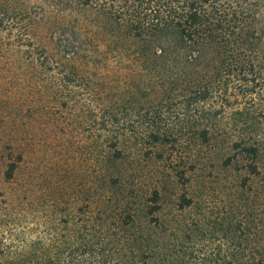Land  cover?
Listing matches in <instances>:
<instances>
[{"label": "rangeland", "instance_id": "rangeland-1", "mask_svg": "<svg viewBox=\"0 0 264 264\" xmlns=\"http://www.w3.org/2000/svg\"><path fill=\"white\" fill-rule=\"evenodd\" d=\"M47 9L61 16L58 3ZM30 31V0H0V264L255 258L264 65L255 79L233 69L243 55L236 34L206 48L201 64L182 55L147 80L129 78L137 68L89 69L90 84L87 71L69 82L45 59L61 25L37 27L35 46Z\"/></svg>", "mask_w": 264, "mask_h": 264}, {"label": "trees", "instance_id": "trees-1", "mask_svg": "<svg viewBox=\"0 0 264 264\" xmlns=\"http://www.w3.org/2000/svg\"><path fill=\"white\" fill-rule=\"evenodd\" d=\"M47 2L58 3L59 18L49 13ZM57 23L64 32L51 37V51L45 45L42 48L44 53L48 51L45 59L66 69L69 82L85 77L87 71L91 84L96 74L89 69L120 66L137 68L128 73L130 79L147 80L152 76L146 72L170 59L177 62L182 55L180 60L185 63L201 64L206 48L229 33L236 34L243 50L242 57L233 61L234 70L247 66L255 79L261 77L260 70L254 72L256 67L264 65V0H30V45L44 43L35 32L37 27ZM36 53L31 51L30 58ZM219 59V63L227 62ZM245 71L241 73L245 75ZM143 89L135 87L138 93ZM114 119L104 120L103 125L118 123ZM155 139L159 141V135ZM246 151L255 152V148ZM184 201L183 205L190 203L186 196ZM157 210L155 204L150 213ZM255 252V258L242 257L238 264H264V240Z\"/></svg>", "mask_w": 264, "mask_h": 264}]
</instances>
